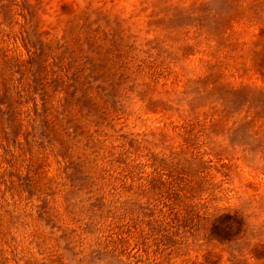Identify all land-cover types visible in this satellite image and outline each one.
<instances>
[{
  "label": "rangeland",
  "instance_id": "374dc122",
  "mask_svg": "<svg viewBox=\"0 0 264 264\" xmlns=\"http://www.w3.org/2000/svg\"><path fill=\"white\" fill-rule=\"evenodd\" d=\"M0 264H264V0H0Z\"/></svg>",
  "mask_w": 264,
  "mask_h": 264
}]
</instances>
